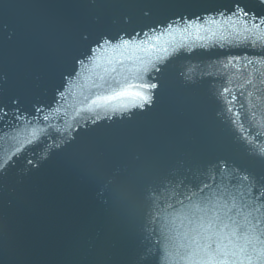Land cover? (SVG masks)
Returning a JSON list of instances; mask_svg holds the SVG:
<instances>
[{
    "label": "water",
    "instance_id": "95a60500",
    "mask_svg": "<svg viewBox=\"0 0 264 264\" xmlns=\"http://www.w3.org/2000/svg\"><path fill=\"white\" fill-rule=\"evenodd\" d=\"M226 2L0 0V264H187L179 200L264 203V25L195 20Z\"/></svg>",
    "mask_w": 264,
    "mask_h": 264
},
{
    "label": "snow or ice",
    "instance_id": "6c2138e0",
    "mask_svg": "<svg viewBox=\"0 0 264 264\" xmlns=\"http://www.w3.org/2000/svg\"><path fill=\"white\" fill-rule=\"evenodd\" d=\"M136 2L150 11V0H136ZM144 14L148 15V11H144ZM219 18H223V20ZM195 20H203L205 24L239 25L243 32L256 35L257 39H260L261 25H264V0H227L226 3H221L204 17H195ZM179 21L184 23L183 30L186 32L196 27L188 18L180 17ZM175 24L177 21L173 20L169 24V28ZM200 29H203V25H200ZM140 47L141 45L136 43V37H101L96 41V48L91 49V54L87 56V59L95 61V58L102 56L103 52H116ZM77 63L80 64L81 69L86 67L83 61L78 60ZM228 63L232 64V60L230 59ZM252 63L253 61H248V64ZM155 70L160 71L159 68ZM79 74L77 71L76 75ZM260 76L264 77V73H260ZM260 83L264 84V78L260 79ZM245 85L255 87L251 76L245 79L240 87L243 88ZM134 87L136 85L128 84L119 91L113 90L111 95L98 96L92 101V104L101 106L122 97H135L147 101L148 97L141 92L130 91ZM140 87L155 88L157 85H140ZM231 91V88L224 89V93H231ZM252 95L251 91L248 92V97H252ZM235 99L236 97L233 96L232 99L227 100V103L231 105ZM40 110L42 109H38V111ZM0 111H4V109L0 107ZM228 111H232V109L229 108ZM233 123H235L234 120ZM261 154L264 155V152ZM240 179L248 181L249 177L245 175ZM209 187L210 185L204 184L198 192H192L191 195L186 196L187 204L183 200L178 201L181 208L177 215L187 221L184 233L187 243L184 245L182 259L187 264H264V203L256 204L253 200L249 204L241 206L237 205L233 198L231 204L227 200L221 204L218 201H213L211 197L203 195L204 189ZM168 207L173 208L174 206L169 204Z\"/></svg>",
    "mask_w": 264,
    "mask_h": 264
}]
</instances>
